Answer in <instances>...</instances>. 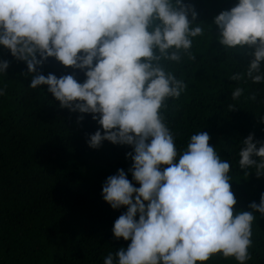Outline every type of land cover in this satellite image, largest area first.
Returning a JSON list of instances; mask_svg holds the SVG:
<instances>
[{"label":"clouds","instance_id":"9594fccd","mask_svg":"<svg viewBox=\"0 0 264 264\" xmlns=\"http://www.w3.org/2000/svg\"><path fill=\"white\" fill-rule=\"evenodd\" d=\"M196 17L186 0H0V46L26 64L29 87L44 86L60 108L81 114L78 121L91 114L101 127L88 134L89 147L105 140L131 146L125 156L132 180L117 169L101 188L112 209L126 206L112 233L130 242L109 252L103 264H206L216 254L237 264L251 259L252 225L256 214L264 216V192L249 210H234L230 162L209 143V133L191 134L178 150L166 123V102L187 85L165 62L195 59L193 38L205 32ZM206 24L217 26L225 51L249 57L245 72L230 79L264 83V0H237ZM49 57L82 70L85 79L40 73ZM9 63L0 59V73ZM242 93L236 87L231 97ZM238 157L241 170L264 176V139L249 133Z\"/></svg>","mask_w":264,"mask_h":264},{"label":"trees","instance_id":"16d2710c","mask_svg":"<svg viewBox=\"0 0 264 264\" xmlns=\"http://www.w3.org/2000/svg\"><path fill=\"white\" fill-rule=\"evenodd\" d=\"M186 2L194 5L205 32L193 38L195 59L165 62L187 85L179 98L166 102V123L178 150L186 147L191 134L209 133V143L230 162L234 210H249V203H259L264 192V176L257 177L253 169L241 170L238 150L249 133L264 139L260 120L264 83H253L246 76L230 79L234 73L245 72L249 57L242 50L225 51L216 39L217 26L206 24L237 0ZM0 59L10 62L7 73H0V87L5 88L0 96V264H103L109 252L130 242L112 233L115 219L126 206L112 209L103 200L101 188L117 169H124L132 180L127 172L132 161L125 156L131 146L105 140L98 148L89 147L88 134L101 127L91 114H82L83 120L78 121L81 114L60 108L44 86L29 87L31 74L22 75L26 64L2 46ZM38 71L85 79L82 70L64 66L54 57L47 58ZM236 87L243 93L233 100L231 92ZM230 104L235 108L229 110ZM256 215L247 264H264V216ZM206 264L237 261L216 254Z\"/></svg>","mask_w":264,"mask_h":264}]
</instances>
